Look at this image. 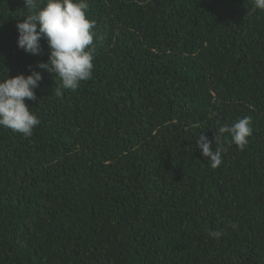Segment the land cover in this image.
<instances>
[{
    "label": "trees",
    "instance_id": "trees-1",
    "mask_svg": "<svg viewBox=\"0 0 264 264\" xmlns=\"http://www.w3.org/2000/svg\"><path fill=\"white\" fill-rule=\"evenodd\" d=\"M87 2L94 67L72 91L38 67L45 40L18 48L24 0H0V79L42 75L32 136L0 127V264H264V10ZM244 117L212 169L199 135L214 150Z\"/></svg>",
    "mask_w": 264,
    "mask_h": 264
},
{
    "label": "clouds",
    "instance_id": "clouds-1",
    "mask_svg": "<svg viewBox=\"0 0 264 264\" xmlns=\"http://www.w3.org/2000/svg\"><path fill=\"white\" fill-rule=\"evenodd\" d=\"M253 7L264 10V0H252ZM26 15L18 19L17 46L31 55L41 54V39L48 45V60L38 65L60 80V87L75 91L82 81L91 78L95 45V22L86 16L87 0H24ZM30 74H18L0 79V127L31 137L39 125V118L30 111L27 100H37L35 89L42 80L41 72L29 66ZM57 95H61L57 91ZM214 116L215 113H212ZM251 117H244L231 125L218 128L213 140L203 133L199 135L197 147L207 158L212 169L223 163L222 154L233 144L241 150L252 135ZM227 134V137H225ZM230 137V139H228ZM224 138L225 143H220ZM235 227V225H233ZM210 237L218 238L221 233L209 231Z\"/></svg>",
    "mask_w": 264,
    "mask_h": 264
}]
</instances>
